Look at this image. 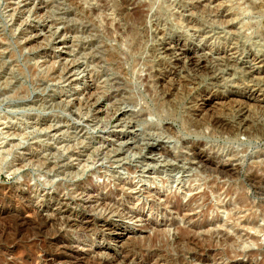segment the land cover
<instances>
[{
    "label": "clouds",
    "instance_id": "obj_1",
    "mask_svg": "<svg viewBox=\"0 0 264 264\" xmlns=\"http://www.w3.org/2000/svg\"><path fill=\"white\" fill-rule=\"evenodd\" d=\"M24 2L0 0V28L12 24ZM37 3L26 10L18 26L7 30V40L0 33V44L8 45L0 47V177L10 182L27 180L37 192L62 190L65 197L72 196V184L87 177L112 188L118 180L130 183L132 187L123 192L131 201L121 198L117 205L93 208L94 215L110 222L107 235L116 236L144 227L145 217L154 219L161 206L176 198L188 205L199 197L191 206L202 214L210 187L232 183L220 179L219 169L233 163L244 168L250 158L264 154V106H258L259 98H264V75H253L264 69V0L215 4L212 0H45L51 7L43 15L35 14ZM128 4L142 12L131 34L123 15ZM221 12L231 18L220 19ZM33 21L52 26L37 48L21 49L24 41L17 44L15 37ZM110 25L125 30L119 42L109 34ZM61 29L66 31L59 39L71 40L69 59L45 67L40 60L27 59L39 47H51ZM173 41H183V47L178 51ZM136 43L139 49L133 51ZM169 48L171 55H165ZM221 50L228 54L219 55ZM8 52L12 55L6 58ZM185 52L195 55L181 54ZM113 53L125 57L127 75L108 58ZM157 61L195 85L194 90L200 91L199 107L191 103L187 90L182 89L170 103L158 102L156 88L146 90L144 78L151 82L149 72ZM73 65L82 66L68 72ZM57 68L59 74L52 75ZM88 78L98 90L86 100L74 94L82 85L72 82L82 80L86 85ZM121 92L107 105L108 115L101 118L93 111L110 93ZM230 96L255 99L257 104L217 106L211 114L200 115L208 103ZM121 112L126 115L113 123ZM41 118L51 123L34 127ZM113 134L129 138L116 140ZM69 166L76 170L66 171ZM225 201L223 192L211 196L209 219L219 212L226 223L230 221L232 213L218 207ZM176 218L182 228L187 227L185 217ZM255 231L258 242L237 238L233 251L264 248V232ZM216 233L213 228L207 235L214 238ZM178 235L174 228L163 234L167 240Z\"/></svg>",
    "mask_w": 264,
    "mask_h": 264
},
{
    "label": "rangeland",
    "instance_id": "obj_2",
    "mask_svg": "<svg viewBox=\"0 0 264 264\" xmlns=\"http://www.w3.org/2000/svg\"><path fill=\"white\" fill-rule=\"evenodd\" d=\"M207 2L208 0H204V3ZM217 2L218 0H212L213 4ZM33 3H37V0H26L12 24L8 25L7 29L0 28V33H4L3 38L5 40L8 39L7 30L20 24L23 16L27 14L26 10ZM50 7V4H45V0H38L35 14L43 15ZM220 16H223V19L231 18L225 16L223 12L220 13ZM51 26V22L33 21L32 24L25 25L17 33L15 42L19 44V41H24L23 44H19L21 49L37 48L46 39ZM65 31L66 29H61L51 47H39L37 51L29 53L27 59L42 61L41 67L51 64L57 59L61 63L69 59L71 40L59 39ZM176 42L173 41V45ZM176 44L179 51L183 47V41H178ZM92 46L94 47L95 44L93 43ZM0 47H8V45L0 44ZM59 48H63L64 51H55ZM82 50L81 48L80 51ZM222 51H219L218 54H228L226 51ZM181 54L195 55L186 52ZM10 55H12L11 52L6 53V58ZM167 55H171V51ZM159 62L156 63L159 64ZM179 62L183 64V61ZM202 63L206 65L207 61ZM81 66L73 65L68 69V72H72ZM158 68V66L155 67V69ZM132 71L135 72V67ZM58 74L59 68L53 70L52 75ZM150 79L151 82H149V77L144 78L146 90L149 85L152 86L154 82L160 79V75L155 74V77H150ZM72 83L82 85L81 89L74 94L84 96L86 100L98 90L97 84L93 83L91 78H88L86 85L82 80H74ZM165 86L167 88L164 91H169L168 94L164 93L163 95L160 91L159 82L156 83V90L160 94L159 98L162 97L164 103L175 100L181 94L182 89L190 92L189 99L192 104L195 100L200 103L198 100L200 91L194 90L195 85L192 82L184 80L183 85H178V83L168 81ZM123 94V92L119 94L110 93L103 101L95 105L93 111L101 118L108 115V112L105 111L107 105L119 99ZM92 100L94 102L95 97H92ZM75 103L78 105L80 101L76 100ZM231 104H233L232 101H212L203 108L200 115L211 114V111L217 106ZM125 115L124 112L119 113L113 123L120 121ZM30 119L34 120L35 118L30 117ZM50 123V119L41 118L33 126L42 128ZM53 131L58 130L53 129ZM128 138L113 134V139L116 140ZM29 158L35 157L29 156ZM263 159L264 154L258 153L250 158L246 167L248 165L255 166L252 164L254 161ZM246 167L241 168L235 163L226 167V170L235 169L233 172L234 181L227 187L217 185L219 190L217 189L214 193L210 187L206 192L207 194H204L208 207L203 210L202 214L193 212L191 206L199 197L188 205H185L180 198H176L170 200L167 205L161 206L154 219L145 217L144 219L148 222L144 227L116 236L107 235L111 228L110 222L105 217L94 215L93 208L96 205L101 208L109 204L117 205L121 198L125 201H131L132 197L123 192V188L132 187L130 183L118 180V186L112 188L107 184H97L92 181L91 177H87L83 181H76L72 184V196L65 197L62 190L37 192L27 180L10 182L4 177H0V264H90V262L96 264L98 261L100 264H264V248L242 253L233 251L231 247L237 238L245 242L259 241L260 237L257 236L256 232L243 226L246 219L250 221L255 217V221L263 227L261 231L264 232V226L261 225V220L264 219V186L258 187L248 182ZM75 170L74 166H69L66 169L68 172ZM258 172L260 171L258 170ZM221 180L224 179L221 178ZM218 192L226 194L225 203L218 207L225 212L232 213L230 221L227 223L224 216L220 215L219 212L209 219L208 214L212 211L211 196ZM241 193L246 197L242 204L236 201L238 194ZM156 195L160 196L161 199L164 198L160 193H156ZM73 197L78 198L74 199ZM26 204L33 206L36 209V214L32 217H25L24 220L21 218L23 217V205ZM125 211H127L126 206ZM177 216L186 218L187 227L182 228L180 226ZM221 225L223 227H219ZM169 228L176 229L180 235L173 236L171 240L165 239L163 234ZM213 228L217 229L214 238L207 235L208 230ZM197 232L205 233V235L197 237L194 235ZM57 254H63L62 258L59 261H51L53 256Z\"/></svg>",
    "mask_w": 264,
    "mask_h": 264
},
{
    "label": "bare ground",
    "instance_id": "obj_3",
    "mask_svg": "<svg viewBox=\"0 0 264 264\" xmlns=\"http://www.w3.org/2000/svg\"><path fill=\"white\" fill-rule=\"evenodd\" d=\"M118 14H120V10L118 9ZM123 15L126 17V22L129 24V28H128V33L131 34L132 32V26L136 25L137 23L140 22L141 20V16H142V12L138 9H133L131 4H128L124 11H123ZM220 19H223V16H220ZM226 19V18H225ZM110 24V22H109ZM113 28L115 29V32L120 33V36H116L113 33ZM108 32L109 34L113 35V38L116 39L118 42L120 41L121 37L125 34V30L122 29L119 25H110L108 28ZM163 33L161 32V35ZM177 43V42H176ZM174 44V46L178 47L177 44ZM165 47H168V45H165ZM180 48V47H179ZM139 49V44L136 43L133 46V51H136ZM151 51V50H150ZM170 51V48H169ZM169 51L165 52L166 55L169 53ZM223 52V51H222ZM154 54V53H153ZM185 55V54H184ZM111 60H115L117 61L118 66L121 68V71L127 75L128 74V68L126 66L123 65V61L125 60V57L123 55L117 54V53H113L111 54V56L108 57ZM130 59V57H129ZM195 62V61H193ZM174 63L177 64H181L179 61H174ZM204 64V63H203ZM183 64H181L182 66ZM158 66V69H155V67ZM134 68V67H133ZM154 70V71H152ZM178 70L177 71H173L168 67H165L163 65V63L159 62V64H155L149 72L150 77H155V74H159L160 75V79L157 80L156 82H154V84L151 86L149 85L147 87V90L151 92L152 88H156V83L159 82L160 86H161V92L166 94H168V91H164V89H166L167 87L165 86L167 84L168 81H171V83H178V85H183L184 83V79L182 76H179L180 74H178ZM264 75V69L262 70H256L253 75ZM148 77V76H147ZM172 85V84H171ZM161 93V94H162ZM199 95V99L200 100V94ZM259 98V97H258ZM88 99V98H87ZM260 99V105L258 106H264V98H259ZM216 101H232V103H236V104H247L248 106H253L255 104H257V100L255 99H247L245 97L242 96H230V97H221L218 99L213 100V102ZM159 103H164L162 101V97L159 98ZM194 105H196L197 107H199V102L197 100H195V102L193 103ZM96 110V109H95ZM247 127V126H246ZM260 161H264L263 160H259V161H254L252 164H254L255 166H249L246 167L247 171H248V175H247V180L248 182L252 185H256L258 187H262L264 186V163H261ZM255 167V168H254ZM237 168V167H236ZM235 169H228L226 170V168H221L219 169L218 175H220V179L223 178L224 180H229V181H234V172ZM258 170L261 172H258ZM218 189L217 185H212L211 186V191L214 193L216 192V190ZM219 190V189H218ZM227 190V189H226ZM226 192V191H225ZM207 194V193H206ZM216 194V193H215ZM212 195V194H211ZM226 195V194H225ZM246 195V194H245ZM245 196L241 193L238 194L236 201H238L239 203H244L245 202ZM13 199V198H12ZM23 217L21 219L25 220V217H32L35 216L36 214V209L31 206V205H23ZM262 208V207H261ZM0 211H1V207H0ZM255 217L252 218L250 221L248 219H246L243 223V226H245L248 229L253 230L254 232H256L255 230H259L261 231L263 227H261L257 221H255ZM252 238V237H251ZM55 239V238H54ZM180 239V238H178ZM57 240V239H56ZM54 242V241H53ZM62 252V251H61ZM64 252V251H63ZM63 255V254H62ZM62 255L57 254L53 256V259H51V261H59L62 258ZM52 257V256H51ZM88 262V261H87ZM97 262V261H96ZM90 264H92V262H90ZM96 264H100L99 261Z\"/></svg>",
    "mask_w": 264,
    "mask_h": 264
}]
</instances>
